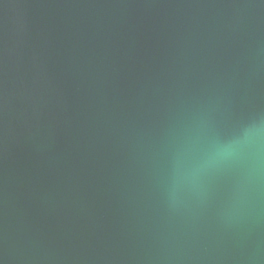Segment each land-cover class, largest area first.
Instances as JSON below:
<instances>
[{
	"label": "water",
	"instance_id": "1",
	"mask_svg": "<svg viewBox=\"0 0 264 264\" xmlns=\"http://www.w3.org/2000/svg\"><path fill=\"white\" fill-rule=\"evenodd\" d=\"M0 264H264V0H0Z\"/></svg>",
	"mask_w": 264,
	"mask_h": 264
}]
</instances>
